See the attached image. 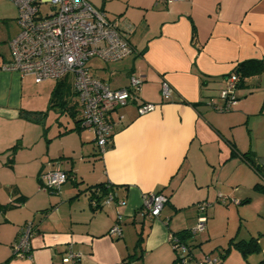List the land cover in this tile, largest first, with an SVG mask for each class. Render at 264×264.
Listing matches in <instances>:
<instances>
[{
    "label": "crops",
    "instance_id": "crops-1",
    "mask_svg": "<svg viewBox=\"0 0 264 264\" xmlns=\"http://www.w3.org/2000/svg\"><path fill=\"white\" fill-rule=\"evenodd\" d=\"M96 7L124 26L133 25L129 42L135 50L118 62L93 58L91 72L112 89L128 86L132 74L141 76L139 101L157 107L140 114L131 102L114 111L110 116L117 124L103 153L94 132L79 123L57 129L46 157L25 159L22 182H1L0 264H73L63 261L69 249L80 254L77 264H122L131 254L137 258L129 264H177L170 235L196 224L200 201L212 203L206 238L217 235L219 221L229 225L240 215V227L232 232L236 239L248 219L241 208L255 205L258 228L239 241L256 239L262 246L264 72L240 81L234 109L217 108L235 67L245 60L264 61V0H103ZM10 60L1 58L0 66ZM49 80L36 83L50 105L56 82ZM164 81L172 86L169 97L162 94ZM34 82L31 75L0 73V156L10 153L3 164L13 170L15 156L40 142L41 129L33 124L46 113L30 95ZM71 98L77 103L74 93ZM15 145L16 151L10 150ZM58 166L70 177L54 194L40 184L42 175ZM101 183L112 185L109 190L123 202L94 208L89 188ZM158 192L168 202L159 217L148 218L143 195ZM118 214L123 215V240L109 233ZM27 221L34 224L31 251L16 256L14 241ZM141 228L145 238L139 248Z\"/></svg>",
    "mask_w": 264,
    "mask_h": 264
},
{
    "label": "built area",
    "instance_id": "built-area-1",
    "mask_svg": "<svg viewBox=\"0 0 264 264\" xmlns=\"http://www.w3.org/2000/svg\"><path fill=\"white\" fill-rule=\"evenodd\" d=\"M18 9L17 22L19 31L9 41L12 57L0 66L3 71H14L21 75H31L35 82L41 83L48 79L60 80L70 77L73 93L81 107L79 127L94 132L100 153L109 149L112 143V131L117 121L111 114L118 108L131 102L138 104V113L153 111L157 104L139 101L136 91L143 83V78L136 74L130 76L128 86L112 89L95 76L89 61L99 58L105 62H118L134 52L129 42L133 25H126L119 20L108 18L107 13L94 6L89 0H12ZM171 0H156L167 3ZM46 7L47 10H44ZM240 76L234 70L228 75L226 86L221 91L223 104L220 111H230L239 102L237 95ZM172 86L164 81L162 94L171 95ZM69 172L58 166L42 175L43 186L49 192L59 194L62 186L69 178ZM224 201V198H221ZM143 213L148 218H157L168 202L164 193H146L143 195ZM121 203L117 193L109 190L102 198L92 192L91 205L102 208L106 204ZM210 203H197V211H207ZM123 215L118 214L117 221L109 233L116 237L123 234L121 221ZM208 216L201 214L197 225L191 229L193 235L205 231ZM34 224L27 221L19 238L14 241V255L24 257L31 251V237ZM173 249L183 264L190 263L191 249L179 236L170 235ZM80 254L69 249L63 258L65 263L77 264ZM218 257L205 255L202 264H219Z\"/></svg>",
    "mask_w": 264,
    "mask_h": 264
},
{
    "label": "rangeland",
    "instance_id": "rangeland-1",
    "mask_svg": "<svg viewBox=\"0 0 264 264\" xmlns=\"http://www.w3.org/2000/svg\"><path fill=\"white\" fill-rule=\"evenodd\" d=\"M91 1L94 4H96V6L103 5V0L101 2H99L98 0H91ZM43 8L44 10H47L46 7H43ZM106 13L108 15V18H110L111 17L110 14H108V12ZM17 17H18V9L15 3L12 0H0V59L3 57L6 59L12 57L11 48L9 47V41L19 31V24L17 22ZM110 19H113V18H110ZM55 82H56V79L49 80L50 84L52 83L54 85ZM219 94L221 95V92ZM219 94H218V97H219ZM30 95H33L36 97L35 99L38 103L37 107L40 109H43V112H46V116H42L41 119L39 118L40 120L35 121L36 124H33L37 128L41 129L40 142H37L36 145H34L35 147L32 146L34 148L30 149V151L28 152L24 151L23 153H18V155L15 156L16 157L15 161L17 162V168H15V170H13L11 166L8 167V166H4L3 164V162L6 163L11 157L9 152L0 156V183L4 182L6 186H7L6 181L12 182L14 178L18 179L17 181L22 182V180L25 179V169H24L25 159L28 158V160L29 159L33 160L36 156V158H39L40 160L43 157H46V155L48 154V144L50 142L49 138H51L54 135L55 130L63 129L65 128V126L73 127L75 124V120L79 118L78 116H81L82 109L80 105H78V103L76 105H77V108H79V111H77L78 113L76 112V116H75L77 117L76 119L73 118L72 115L70 116L68 112L62 113L60 110V106H55L54 108H51L50 106H48L49 96H47V94L45 95V93L42 92V90L39 87V84H37L36 82H34L31 88ZM30 123L31 124L34 123L33 120L30 121ZM59 123H61L62 125ZM83 129L87 130L86 128H83ZM22 143L23 144L25 143V139L23 140V142L21 141L20 143H17V144H22ZM32 171L33 170H30V172ZM40 185H43V184L41 183ZM45 190L49 191L47 189ZM208 209L207 211L202 212V213L198 211V215L196 216V222H198V217L201 214H204L209 217ZM241 209H242V213L247 215L248 222L246 221L242 223L243 227H241L239 236L237 235L236 239L232 238L235 235V234L233 235V233H235V231L237 230V227H240V221H241L240 215H238L236 220L232 218V221H230V219L228 218L230 221L229 225L228 223H226L225 225L224 222L226 221V219L223 220V222L219 221L220 223L217 221L218 230L216 231L217 235L214 238L204 237L203 235L205 233L204 231H203L204 233L200 232L197 235H195L194 243H196V245L192 247V256L189 259L190 260L189 264H202L203 258L205 255H211L213 258L218 257V259H220L219 261L220 264H264V237L261 240L262 246H258L259 249L252 251L248 253L247 255H244L240 250H238L235 246V242L231 241V240H236L237 242V240L239 241V239L241 238L248 239L251 236L248 233L249 229L252 228L256 230L258 228L256 226L257 223L255 224V222L258 221V217H259L257 207L255 205H250V206H246ZM233 211L234 209H232V212ZM228 214L229 212L225 213V215H228ZM233 214L236 215L235 213ZM234 221L236 225L233 230ZM196 225L197 223L194 226H192L190 229L194 228ZM147 230H148V226L146 225L145 233L147 232ZM119 239L123 240V237H119ZM174 253L176 257V252L174 251ZM143 261L144 260H138V262L136 261V264H145V262ZM177 264H183V263L182 261L179 260Z\"/></svg>",
    "mask_w": 264,
    "mask_h": 264
},
{
    "label": "trees",
    "instance_id": "trees-1",
    "mask_svg": "<svg viewBox=\"0 0 264 264\" xmlns=\"http://www.w3.org/2000/svg\"><path fill=\"white\" fill-rule=\"evenodd\" d=\"M237 74H239L240 76V81H242V79L246 76H252L255 74H260L261 72H264V61L260 60H256V59H250V60H245V61H241L234 69ZM71 90H73V85H72V81H70V77L66 76L60 80L56 81V84L52 90L51 97H50V107L54 108L55 106H60V110L62 113H66L68 112L70 114V116L72 115L73 118H77L76 116V112L79 111V108H77V103L75 104H71ZM77 99V98H76ZM38 113H43V112H38ZM46 113V112H45ZM78 113V112H77ZM79 118L75 120L76 123H79V120L81 118V116H78ZM74 129V128H71ZM68 129L65 132L71 130ZM76 129V128H75ZM17 146H13L10 150L12 151H16ZM112 187V188H111ZM110 189H113V186L110 185L109 187L106 186L105 184L101 183L98 185H95L94 187H90L89 189L92 192L97 193L99 190V196H101V198L103 196H105L108 191ZM101 190V191H100ZM101 192V195H100ZM143 228H141V230L138 233V240H137V246L139 248L142 247L143 241H144V232L142 230ZM173 234V233H172ZM179 236L183 241H185V243L189 244V248L191 249L190 253H188V256H192V247H194L196 245V243H194L195 240V235H193V233L191 232V229H187V230H183V231H179L173 234V236ZM257 241L256 239H250V240H241L238 242H235V246L238 250H240L244 255H247L248 253L255 251L257 249H259V245H257ZM137 258V255L135 254H131L129 257H127L125 259L124 262H122V264H129L130 261H132L133 259ZM139 258V257H138ZM180 257L179 255L176 253V259L175 261H179ZM220 264V262H219Z\"/></svg>",
    "mask_w": 264,
    "mask_h": 264
}]
</instances>
